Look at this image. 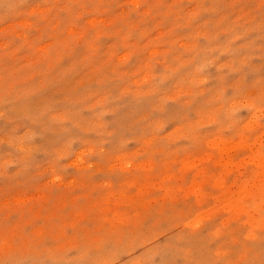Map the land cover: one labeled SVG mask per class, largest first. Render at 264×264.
I'll use <instances>...</instances> for the list:
<instances>
[{
  "label": "rangeland",
  "instance_id": "1",
  "mask_svg": "<svg viewBox=\"0 0 264 264\" xmlns=\"http://www.w3.org/2000/svg\"><path fill=\"white\" fill-rule=\"evenodd\" d=\"M0 264H264V0H0Z\"/></svg>",
  "mask_w": 264,
  "mask_h": 264
}]
</instances>
